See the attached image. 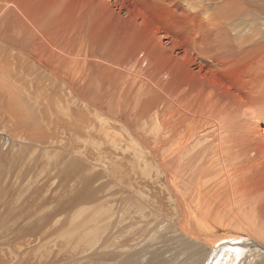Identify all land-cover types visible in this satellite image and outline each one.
I'll return each instance as SVG.
<instances>
[{"label": "bare ground", "instance_id": "obj_1", "mask_svg": "<svg viewBox=\"0 0 264 264\" xmlns=\"http://www.w3.org/2000/svg\"><path fill=\"white\" fill-rule=\"evenodd\" d=\"M73 1L0 0V243L17 242V264H199L200 256L224 264L238 247L256 248L248 237L264 241L257 0L223 1L219 16L240 18L228 20L234 37L196 35L186 49L178 26H158L138 0ZM150 1L170 21L184 4L197 12V0ZM216 20L208 15L210 30ZM222 52L243 56L235 86L202 77L224 70L234 79ZM115 124L137 129L141 147L110 134ZM56 184L66 192L57 209L80 210L62 230L40 215L54 198L38 196ZM160 215L157 227L171 223L173 237L138 250Z\"/></svg>", "mask_w": 264, "mask_h": 264}, {"label": "rangeland", "instance_id": "obj_2", "mask_svg": "<svg viewBox=\"0 0 264 264\" xmlns=\"http://www.w3.org/2000/svg\"><path fill=\"white\" fill-rule=\"evenodd\" d=\"M192 1L194 3L193 5L195 6V0H192ZM197 1H198V5L196 7L197 12L188 11L186 4H184L182 7H177V9H176L177 16L175 18H173L171 21L167 19V14L165 12H160L158 7L155 6L152 3V1H150V0H138V3L140 2L141 6L144 9H146L151 14V16H150V15H148L147 13H145L141 9L146 15H148L152 19V21L159 22L158 26L169 28V27H171L173 25H177L178 28H179V36H180L181 39H183L182 47L184 49L193 48L194 47V44L196 43L194 38H195L196 35L204 36V37H207V38L210 37V36H216V37H225V36H227L229 38L234 37V31H233L232 27L229 26L228 20L238 21L240 18L239 17H234V16H231V17L222 16V15H221V17L219 16L220 11H218V7L221 4H223V1H225V0H197ZM235 2H238L239 4L241 3L239 0H235ZM66 3L72 4V5L75 4L73 0H66ZM256 7L259 8V9L264 10V0H257V6ZM209 14H214L215 18L217 19L216 20L217 21L216 26L213 29H211V30L208 28V25L206 23V20H207V17H208ZM260 18H264V16H262ZM247 19H249L250 22H253V18L247 17ZM168 48H169V45L165 44L164 45V49H168ZM232 49L235 50V51L238 50V49L236 50L234 46L232 47ZM218 53H220V52H218ZM224 53L225 52H222L220 54L221 57L227 59L230 62V66H232L234 64V69L236 70V73L234 75V79L231 78L229 73H226L224 70H213V71L208 72V73H203L202 77L203 78H210L212 76H215L217 78V80L221 84L227 85V86H235L241 80V78L237 75V72L243 67L242 64H239V61H237V60L240 59L242 62H244L243 61V56L242 55L240 56V54L236 55V56H222ZM130 74H133V72H131ZM131 120H132V118H131ZM138 132L139 131L137 129L132 130V128L128 129V128L123 127L120 124H115V126H113V129L110 131V134L115 136L118 141L126 142L127 143V147L132 151L134 148L137 149V148L141 147L140 142L136 138V134H138ZM144 137H146V136H144ZM62 147H64V146L62 145ZM72 149H73V151H75L74 147H72ZM117 172L119 173V177L121 178V180L128 177V175L126 174V168H120L119 170H117ZM118 173H116V174H118ZM116 174H115V176H116ZM140 177H141L140 179L142 181L143 180L144 181H146V180L148 181V179L146 177H144V175H140ZM22 185L24 187H26V188H29V187L34 186L35 183H34L33 180H29V181H25L24 183H22ZM22 185H21V183L19 181V189L20 190L22 189ZM56 185L53 186L54 188H52L51 191L47 190V191L44 192L45 194H43V195L41 194L40 196H38V198L41 201L43 200L44 202L49 201L51 198L53 200V198H54V200H53L54 204L51 207H47V208L45 207V210L44 211L42 210V212H40V215L44 213L47 217H49L48 223H49V225L51 224L50 225L51 230H57V229L62 230L69 223V221L67 222V220L66 221L64 220L65 218H67L69 213L72 212V215H69V217L70 216L77 217L78 215H76V214L80 210H78L79 208H76V209H74V210H72L70 212V210L67 211L66 208H63V207H60V208L57 209L58 205L59 206H61V205L63 206V203L66 202L65 201L66 200L65 199L66 198L65 197L66 196V194H65L66 192H65V189H64L65 187L64 186H61V188H58V185H57V187H56ZM60 194H63V195L65 194V196L61 197V196H59ZM46 197H47V199H46ZM48 197H50V199H48ZM58 202L60 204H57ZM148 203H149V200H148ZM17 204L19 206V203H17ZM90 208L91 207L89 206L88 208H85V209H90ZM93 209L95 210L97 208H93ZM93 209H91V210L93 211ZM65 211H66V213H65ZM82 211H84V210H82ZM59 212H61V213H59ZM50 215H53V216H50ZM160 216L161 217H157V219H158L157 221H155V222L148 221L147 224H146V232L147 231L149 232V230L151 232V233L149 232L151 237H150L149 241L147 242V244H145L146 240H145L144 244H142V245L139 244V241H141V240H138V241L134 242V245H138V244L140 245V246L138 245V247H137L138 250L143 249V246L146 247L148 244L149 245H156V243H158L159 238L161 236H163V235L166 238H169L171 236L173 237L172 232L170 233V231H172L170 229L171 228V223L164 222L161 227H157L160 224V221H161L160 219H162V218H163V220L165 219L163 217V215H160ZM83 217H84V215H83ZM58 225L61 226V227H58ZM55 227H57V229ZM136 229L137 228L134 227V228L128 230L127 232H125L122 235V237L123 236H125V237H123L122 239H129L130 236L134 235V231H136ZM146 232H144V237H145L146 234H148V232L147 233ZM161 232H163L164 234L161 233ZM8 236H6V237H8ZM222 236H223V238H225L224 234ZM49 238L53 239V237L51 238L50 236H49ZM120 238H121V236H120ZM248 239H250L251 242L256 245V248L252 249V248H249V246L238 247L239 249H241V251L237 252V251L233 250V252L228 255V258L224 257L226 259L225 261H223L224 264H264V253H263L264 252V241H258V240H255L253 238H250V237H248ZM224 241L227 242L224 245L227 246V244L228 245L230 244L229 243L230 240L225 239ZM6 242L7 241L5 240L3 242L1 241V243H0V245L2 246V251L4 252L0 256V264H17V261H14L15 260V256H13L11 254H12V251L15 248L18 249L19 246L17 245V242H15V241H13L9 245H6ZM231 245H233V248H234V244H231ZM33 246L34 245L26 246L25 248H21V250H19V251H21V252L25 251V250H27L29 248H32ZM109 246H108V248H109ZM235 246H237V245H235ZM137 248H135V250ZM153 250H154V248H153ZM124 252L132 253L133 251L129 250V251H124ZM174 252L175 251H172V253H174ZM44 253L47 254V252H44ZM237 258H238V260H237ZM77 259L85 260L83 254H82V256L81 255L78 256ZM200 259H201V256H200V258H198V261H199L198 263L202 264L203 262L200 261ZM216 260H217V257L214 259V262H212V264H217L215 262ZM209 263H211V262H209ZM80 264H89V262L85 261V262L80 263ZM114 264H116V263H114ZM159 264H162V263L159 262ZM164 264H166V262H164ZM170 264H174V263H170ZM175 264H178V261H176Z\"/></svg>", "mask_w": 264, "mask_h": 264}]
</instances>
